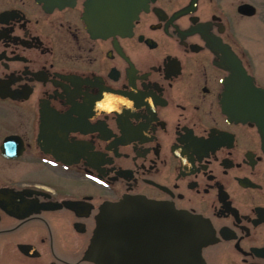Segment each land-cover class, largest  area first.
Returning a JSON list of instances; mask_svg holds the SVG:
<instances>
[{
	"label": "flooded vegetation",
	"instance_id": "obj_1",
	"mask_svg": "<svg viewBox=\"0 0 264 264\" xmlns=\"http://www.w3.org/2000/svg\"><path fill=\"white\" fill-rule=\"evenodd\" d=\"M86 1L0 0V264H94L124 197L205 223L199 264H264V121L223 99L229 56L264 91V0Z\"/></svg>",
	"mask_w": 264,
	"mask_h": 264
},
{
	"label": "water",
	"instance_id": "obj_2",
	"mask_svg": "<svg viewBox=\"0 0 264 264\" xmlns=\"http://www.w3.org/2000/svg\"><path fill=\"white\" fill-rule=\"evenodd\" d=\"M135 15L130 10L127 21ZM84 20L92 27V0L85 2ZM224 63L229 73L223 81L227 109L241 121H264V91L250 83L234 57ZM143 233L147 238L142 239ZM153 235L159 242L155 253L153 248L143 252L140 245L144 240L151 243ZM208 238L207 225L197 217L140 197H124L99 208L88 258L94 264H199L200 248Z\"/></svg>",
	"mask_w": 264,
	"mask_h": 264
},
{
	"label": "rangeland",
	"instance_id": "obj_3",
	"mask_svg": "<svg viewBox=\"0 0 264 264\" xmlns=\"http://www.w3.org/2000/svg\"><path fill=\"white\" fill-rule=\"evenodd\" d=\"M254 24H257V21H256V22H254Z\"/></svg>",
	"mask_w": 264,
	"mask_h": 264
}]
</instances>
